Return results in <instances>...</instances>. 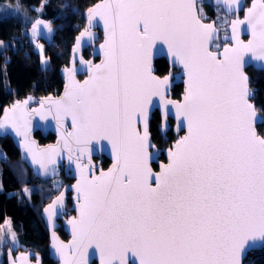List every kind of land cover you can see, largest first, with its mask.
<instances>
[{
    "label": "snow or ice",
    "instance_id": "6c2138e0",
    "mask_svg": "<svg viewBox=\"0 0 264 264\" xmlns=\"http://www.w3.org/2000/svg\"><path fill=\"white\" fill-rule=\"evenodd\" d=\"M222 2L229 12L242 8L241 0ZM97 16L107 34L101 45L104 62L89 65L83 84L75 80V68L65 69V95L40 102L41 108L47 104L49 111L55 109L58 122L62 115L71 117L73 131L62 136L70 161L73 144L100 139L112 145L115 159L108 172L91 179L88 166L76 165L81 173L75 186L80 215L69 221L73 244L57 246L64 264H87L80 249L92 243L100 250L101 264H128L129 253L139 264H241L248 250L264 246V137L255 128L264 117H257L250 102L255 90L244 73L245 54L264 64V0H253L244 20L231 21L235 44L220 55L210 50L216 28L202 22L197 0H104L88 10L90 23ZM242 24L251 32L247 43L239 38ZM40 25L53 31L50 23L38 19L33 36ZM91 35L81 32L77 43ZM157 42L167 46L172 65L181 66L187 76L182 103L164 100L171 74H153L151 54ZM38 47L42 52L43 46ZM153 96L163 101L162 133L168 129V105L175 109L177 128H187V135L168 150L169 163L158 174L149 166L155 157L149 153L155 146L148 131ZM29 100L5 110L0 136L10 130L22 136L24 159L30 157L32 165L47 173L45 160L54 165L59 149L37 148L21 131L22 121L31 115ZM84 151L79 148L81 155ZM0 159L7 156L0 153ZM56 205L63 206L62 195L45 209L49 219ZM68 247L72 256L64 251Z\"/></svg>",
    "mask_w": 264,
    "mask_h": 264
},
{
    "label": "trees",
    "instance_id": "16d2710c",
    "mask_svg": "<svg viewBox=\"0 0 264 264\" xmlns=\"http://www.w3.org/2000/svg\"><path fill=\"white\" fill-rule=\"evenodd\" d=\"M15 1L0 0V41L7 45L0 51V114L3 107L14 100L24 97L37 99L60 91L62 82L59 72L67 64L73 38L83 26V11L98 0H45L43 7L42 0H18L25 14L22 18L2 9V6H10ZM39 6L40 11L35 10V7ZM205 15L203 20L208 21L220 18L222 12L218 8L206 6ZM37 17L50 23L53 29L49 42L40 39L43 41L44 54L47 57V65L44 68L39 65L34 42L30 41L25 32L31 21ZM82 55L88 58L89 49H85ZM154 67L157 75L168 71V66L162 58L155 60ZM245 72L249 77V87L255 90L251 101L259 115L264 117V69L254 70L249 67ZM180 88V85L174 86L173 97L178 96ZM158 126L159 118L157 113H154L149 121L151 140L156 147L164 149L176 137L170 131L161 136ZM256 130L264 136V120L256 126ZM34 137L40 144L53 140L50 133L41 136L36 132ZM0 153L7 156L6 161L0 159V226L5 219L10 221V227L15 232L19 245L23 246L14 250H34L40 254L42 264H55L47 256L48 241L40 210L63 184H69L71 180L64 176L55 181H40L33 177L30 170L20 161L18 151L7 136H0ZM107 163V160L103 159L101 164L105 166ZM25 188L29 190L27 193ZM69 205L67 198L63 217L71 214ZM57 234L66 239L61 226L57 228ZM5 256L4 252L0 264H6ZM243 264H264V248L248 252Z\"/></svg>",
    "mask_w": 264,
    "mask_h": 264
},
{
    "label": "water",
    "instance_id": "95a60500",
    "mask_svg": "<svg viewBox=\"0 0 264 264\" xmlns=\"http://www.w3.org/2000/svg\"><path fill=\"white\" fill-rule=\"evenodd\" d=\"M204 0H197V3L202 2ZM104 0H98L91 6L87 7L83 11V26L77 31L73 38V42L71 44L70 50H69V58L66 65H64L60 69V77H61V88L60 91L57 94H47L45 96H42L37 99H33L31 97H24L18 100H14L9 105L3 107L1 114H0V121L5 119V110L10 109L17 101L23 102L25 100H29V103L27 105V111L31 113L26 120L22 121L21 131H26L30 140L35 142V146L40 149H47L50 146H55L59 149L58 154L54 157L55 164L52 165L48 163L47 160H45V163L47 164L49 171L47 173H44L42 169H39V165H32L31 164V158L28 157L26 160L25 152L22 147L23 137L15 135V132L9 131V134L7 137H9L18 151L19 159L20 161L25 164V166L30 170L33 177L37 178L40 181H46V180H54L61 176V174L69 179H71V182L69 184H63L59 190L50 198V200L44 204L41 207L40 210V217L42 220V223L44 225V228L46 230L47 235V256L48 258L54 262L55 264H64V260L60 254V252L57 251V246L64 245V246H71L73 244L74 235H73V225L69 223V221L78 220L79 219V201L77 199V192L75 190V186L80 182L81 180V173L80 170L77 168V163L79 162L82 165L88 166L86 167V175L89 179H91L93 176H99L100 172H108L109 169L112 168L115 159L112 151V145L107 140H92L87 145H75L72 146V160H69V151L68 149L64 148L62 136L66 135L67 132H72L73 129L71 127V117L70 116H61L60 120L54 118L55 116V109L52 108L51 111H49V108L51 106L45 104L44 108H41L40 102L48 100V98H51L52 100H59L61 97L65 95V89L69 83L68 74L65 71V69H76L75 73V80L79 83L83 84L85 80L89 79L90 72L88 70L89 65L95 66L98 64H102L105 60L104 50L101 49V45L105 44V40L107 38L106 30L104 21L101 20L98 16L94 17L89 22L88 19V10L95 8L97 5L102 4ZM209 2L214 6L221 9V12L223 15L231 17L229 20V23L226 26L227 33L223 36H219L220 29L218 27H215L213 20L211 21H203L205 24H213L216 28V38L210 43V50L216 52L218 55L222 54L223 48L225 46L232 47L235 44V41L231 39L232 37V29H231V21L235 19L244 20L246 16L247 9L252 6L253 0H249L248 5H245V0H241L242 8L239 11L235 12H229L226 10V6L223 4L222 0L220 3H217L216 0H209ZM239 12H241V16H239ZM90 32L92 35L89 38L88 36L83 37L79 44L77 43V38L80 37L81 32ZM238 34L240 40H242L244 43H247L250 39H252L251 32L248 29L246 24H242L239 26ZM227 38V39H226ZM221 40V42H224V44L217 50L211 49V46L213 43L217 42L218 40ZM85 49H89V57L85 58L82 54ZM251 54H245L244 59L246 61L244 66V73L246 74L245 70L247 68H252L254 70H263L264 64H261L259 62H255L250 59ZM164 59L168 66V72L162 76L157 75L155 73V67L154 62L157 59ZM83 61V64L81 63ZM151 64L153 68V74L157 77H163L171 74L172 79L170 80V88L166 91L164 95V100H170L174 101L176 103H182L183 102V95L186 88V81L187 76L184 74V72L181 69V66L172 65V58L168 54L167 46L157 42L156 46L152 49L151 54ZM175 69L176 71L173 73L172 70ZM247 75V74H246ZM80 76V78H79ZM248 76V75H247ZM175 84H181V92L179 95V98L174 99L171 97V89L173 85ZM252 97H250V102ZM169 108H171V114L167 117V125L168 129L171 128V131L174 135H177L174 141L170 143V145L164 149L159 150L156 147L149 148L150 154H155V157L149 160V166L152 169V172L154 174H158L161 171V165H166L169 163L167 152L169 149L173 148L176 141L187 135V128H177L178 121L175 118V109L168 105ZM154 112L158 113V116L160 118L158 129L160 131L161 125L163 123V113H164V107H163V101L159 96H153L151 98V104L148 106V131H149V121ZM257 117H261L259 113L256 111ZM43 117V118H42ZM172 121V125H169L168 121ZM261 120H257L255 128L258 124H260ZM137 129L142 133L143 132V122L137 121L136 123ZM167 129V130H168ZM39 133L41 136H46L48 133H50L53 136V140L49 143L40 144L38 140L34 137L35 133ZM257 132V130H256ZM161 134L164 135L160 131ZM257 135L264 137L263 135L258 134ZM150 136V132H149ZM150 144L154 145L151 136H150ZM155 146V145H154ZM84 147L85 151L83 155L79 152V148ZM160 153L164 156V161H160L158 157L160 156ZM77 157H79V160H77ZM105 158L108 161V165L105 169H102L100 167V163L102 159ZM89 159L91 161V164L89 166ZM97 159V161H95ZM152 165L156 166V169L152 167ZM55 169L53 172L52 169ZM39 170V171H38ZM153 186H155L153 184ZM63 196V206L56 205V208L51 210V212L55 213L52 214L51 219H49L50 213H46L45 209L48 208L50 205L53 204V202L57 199V197ZM67 198L70 201V205L68 207V210L71 212L70 215L67 217H63V213H65V207H66V200ZM61 226L63 232L66 235V239H62L57 234V228ZM264 246H257L254 250H248L246 254H244L241 258V264H243V260L250 251H259L263 249ZM65 253L68 256L73 255V250L71 247H68L64 249ZM80 252H86V259L87 264H101V253L98 248H96L95 244L92 243L89 247L81 248ZM79 255V253H77ZM22 257H26V262L22 260ZM135 259V264H139L138 259L131 257V253L128 254V264H133V260ZM6 264H42L41 256L38 252L27 249V250H16L14 254L11 252L9 254L6 253L5 256ZM114 264H119V261H114Z\"/></svg>",
    "mask_w": 264,
    "mask_h": 264
},
{
    "label": "rangeland",
    "instance_id": "374dc122",
    "mask_svg": "<svg viewBox=\"0 0 264 264\" xmlns=\"http://www.w3.org/2000/svg\"><path fill=\"white\" fill-rule=\"evenodd\" d=\"M205 5L209 6V1L208 0H204L203 2L197 4V13H198V15H201V19H204L206 17V15H205V7L206 6ZM12 6H20L19 3H18V0H16ZM201 9H202V13H201ZM220 19H221V21L217 22V26H220V27L221 26H224L228 22V17L222 16V18H220ZM36 20H38V19H35L31 23V25L29 26L28 31H27V34L29 36V39H32L30 41H33L34 44H35V50L38 53L40 67L41 68H44V67H46L47 64H42V60H47V57L44 54V47H43V51L42 52H41L40 47H38V45L39 46H43V41L40 40L39 37L41 35H44L45 36L44 37L45 39H49L51 33L46 32V34H45V30L46 29L43 28V25H40V31L38 32V34L36 36H33L32 35V25H33V23H35ZM39 20H42L44 22H47V21H45L43 19H39ZM223 34L224 33L222 32V35ZM37 40H39V41L37 42ZM223 44L224 43H221V46ZM216 45H219V47L217 48ZM221 46H220L219 43L216 42V43H213L212 44L211 49L217 50ZM79 78H80V76H79ZM55 180H57V179H54V181ZM0 188H1V183H0ZM8 222H10V221L8 219H5V221L3 222V224L0 226V261L3 258V253L4 252H5V254L6 253L9 254L10 252L12 253L13 251L16 252V250H14V249L17 248L18 246H22V245H19L18 240H17V237H16L15 241H13V239H12V233L14 231L11 229V227H9V223Z\"/></svg>",
    "mask_w": 264,
    "mask_h": 264
},
{
    "label": "flooded vegetation",
    "instance_id": "af4514ba",
    "mask_svg": "<svg viewBox=\"0 0 264 264\" xmlns=\"http://www.w3.org/2000/svg\"><path fill=\"white\" fill-rule=\"evenodd\" d=\"M209 1V0H208ZM203 2V1H202ZM248 2H249V0L247 1V0H245V5L244 6H247L248 5ZM199 3H201V2H199ZM198 4V3H197ZM205 6H207V5H205ZM209 6H211L212 8H218V7H214L210 2H209ZM218 9H220V8H218ZM221 10V9H220ZM222 16H225V15H220V18H222ZM239 16H241V12H239ZM225 17H228V16H225ZM231 17H233V16H231ZM231 17H228V22L224 25V26H217V22H219V21H221V19L218 17L217 19H213V22H214V25H215V27H218L219 29H220V33H219V36H223L224 34H226L227 33V30H226V26H227V24L229 23V20H230V18ZM203 20V19H202ZM212 20V19H211ZM211 20H208V21H211ZM203 21H205V20H203ZM207 21V22H208ZM222 32L224 33L223 35H222ZM216 43V42H215ZM217 43H219L220 44V46H221V43H224V42H221V40L219 39L218 41H217ZM176 71V70H175ZM175 71H172L173 73L175 72ZM168 72V71H167ZM166 74V73H165ZM164 75V74H163ZM160 76H162V75H160ZM176 85H180L181 86V88H182V85L181 84H175V85H173V87H172V89L174 88V86H176ZM181 88H180V92H181ZM172 89H171V97L172 98H174V99H177V98H179V95H180V92H179V94H178V96L177 97H173L172 96ZM154 113H157V112H154ZM153 113V114H154ZM157 115H158V113H157ZM158 118H159V116H158ZM151 119V118H150ZM159 122H160V118H159ZM168 123H169V125H172V121L171 120H169L168 121ZM172 132L171 131V128H169L165 133H164V135H166L168 132ZM158 132H159V134H161L160 133V131H159V129H158ZM173 133V132H172ZM161 136H163V134H161ZM175 137H177V135H174ZM170 145V144H169ZM168 145V146H169ZM167 146V147H168ZM156 147V146H155ZM167 147H165L164 149H166ZM157 149H159V150H164V149H160V148H158V147H156ZM160 156H162V158L160 157ZM160 156L158 157V159L160 160V161H164V156H163V154L162 153H160ZM103 159H105V158H103ZM102 159V160H103ZM95 161H97V159H95ZM108 162V161H107ZM101 163H102V161H101ZM100 163V167L102 168V169H105L106 167H107V165H108V163L105 165V166H103L102 164ZM152 167L154 168V169H156V166L155 165H152ZM61 176H63L62 174H61ZM60 176V177H61ZM59 177V178H60ZM65 177V176H64ZM65 178H67V177H65ZM58 179V178H57ZM67 179H69V178H67ZM69 180H71V179H69ZM14 252V251H13ZM12 252V254H14ZM6 261V260H5Z\"/></svg>",
    "mask_w": 264,
    "mask_h": 264
},
{
    "label": "crops",
    "instance_id": "0c3cea01",
    "mask_svg": "<svg viewBox=\"0 0 264 264\" xmlns=\"http://www.w3.org/2000/svg\"><path fill=\"white\" fill-rule=\"evenodd\" d=\"M44 2H45V0H42V1H41V5H42ZM13 4H14V3H13ZM13 4H11L10 6H2V9H4L6 13H10V14L16 15L17 17H20V18L25 17V14H24V12H23L21 6H12ZM39 8H40V6H39V7H35V10H37V9H39ZM35 19H41V18L37 17V18H35ZM35 19H33V20L31 21V23H32ZM31 23L29 24V26L31 25ZM28 28H29V27H28ZM28 28L26 29V35H27V36H28V34H27ZM46 32H47V30H45V34H46ZM52 34H53V31L51 32V34H50V38H49V39H45V38H44V37H45L44 35H41L39 38H40V39H43L45 42H49V41L51 40ZM28 38H29V36H28ZM30 40H32V39H30ZM35 43H36V42H35Z\"/></svg>",
    "mask_w": 264,
    "mask_h": 264
},
{
    "label": "built area",
    "instance_id": "2783aa9c",
    "mask_svg": "<svg viewBox=\"0 0 264 264\" xmlns=\"http://www.w3.org/2000/svg\"><path fill=\"white\" fill-rule=\"evenodd\" d=\"M23 30H25L24 27H22ZM7 47L6 43L3 41H0V51H2L3 49H5Z\"/></svg>",
    "mask_w": 264,
    "mask_h": 264
}]
</instances>
